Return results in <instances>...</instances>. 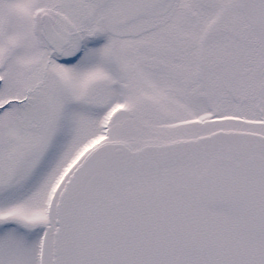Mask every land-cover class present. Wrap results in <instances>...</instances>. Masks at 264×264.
Segmentation results:
<instances>
[{"label": "snow or ice", "instance_id": "obj_1", "mask_svg": "<svg viewBox=\"0 0 264 264\" xmlns=\"http://www.w3.org/2000/svg\"><path fill=\"white\" fill-rule=\"evenodd\" d=\"M0 264H264V0H0Z\"/></svg>", "mask_w": 264, "mask_h": 264}]
</instances>
